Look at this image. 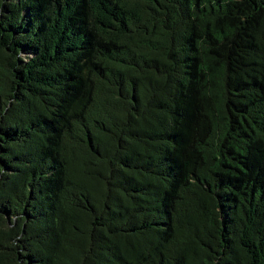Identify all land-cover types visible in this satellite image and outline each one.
<instances>
[{"label": "trees", "instance_id": "trees-1", "mask_svg": "<svg viewBox=\"0 0 264 264\" xmlns=\"http://www.w3.org/2000/svg\"><path fill=\"white\" fill-rule=\"evenodd\" d=\"M0 264H264V0H0Z\"/></svg>", "mask_w": 264, "mask_h": 264}]
</instances>
